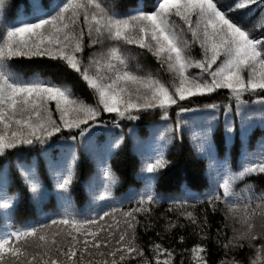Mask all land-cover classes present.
Segmentation results:
<instances>
[{"label": "snow or ice", "instance_id": "6c2138e0", "mask_svg": "<svg viewBox=\"0 0 264 264\" xmlns=\"http://www.w3.org/2000/svg\"><path fill=\"white\" fill-rule=\"evenodd\" d=\"M25 7V12L18 9L13 16L8 0H0V160L6 162L13 155L19 160L21 151L39 149L38 155L47 154L58 147L68 149V154L62 163L53 158L49 168L62 212L47 223L7 225V230L0 232V264H175V250L160 242L148 244L151 257L144 247L137 246V214L150 213L151 205L159 202L151 192L152 182L168 164L165 153L177 132L183 139L182 114L194 111L181 101L225 89L236 102L234 110L230 105L223 109L226 136L235 134L237 116L242 131L256 117L264 125V0H155L150 7L140 6L123 14L112 11L105 0H28ZM253 8L257 11L253 12ZM195 44H199L202 59L189 55ZM97 45L98 50L85 56L86 48L95 49ZM128 45L146 49L161 69L172 73L171 86L144 72L138 64L131 67ZM18 57L47 58L51 70L67 73L69 79L54 82L47 78L48 73L23 78L15 70L14 58ZM191 68L199 71L193 73ZM72 73L86 82L95 103H86L75 94ZM245 95L254 97L251 102L259 107H247L250 101L244 99ZM51 101L55 102L58 120L49 107ZM173 106L175 126L165 123L160 147L144 160L141 169L147 173L145 191L129 200H135L137 207L125 210L122 204L114 203L112 189L117 177L107 161L100 160L98 172L87 187L94 202L104 203L93 215L81 217L75 213L72 186L78 163L76 148L90 146L96 129L104 126L102 114L115 113L113 124L119 127L117 120H138L142 111L159 109L161 119L167 122ZM204 107L217 109L216 104ZM211 132L209 124L196 137L198 149L204 148ZM78 139L79 145L75 143ZM122 141V136L117 138L109 150L118 148ZM210 167L215 172L213 186L203 200L191 198L192 207L206 203L215 212L223 204L227 209L224 227H228L229 218L233 223H242V230L233 228L232 237L225 233L223 242L222 229H217L216 242L226 253L243 248L245 243L254 247L253 242L264 252V192L257 194L255 186L246 182L250 177L264 176V139L251 152L247 145H242L236 170L227 157L222 161L213 158ZM20 168L25 190L33 197L41 196L43 189L35 167L21 162ZM238 181L244 182L239 192L235 190ZM19 196L0 186V214L12 216ZM189 203L188 197L171 201V205L181 209L179 216L199 229L201 242L181 249V254L190 252L191 264H208V246L203 243L210 239L207 209L203 217H198L186 210ZM168 211H173V207ZM117 212L126 225L118 235L112 231V225L107 229L86 227L97 225L106 217L115 220ZM51 226L64 227L43 231ZM177 227L185 225L169 219L165 230ZM156 235L164 238L159 232ZM184 240L180 235L179 243ZM220 264L240 261L233 258Z\"/></svg>", "mask_w": 264, "mask_h": 264}, {"label": "trees", "instance_id": "16d2710c", "mask_svg": "<svg viewBox=\"0 0 264 264\" xmlns=\"http://www.w3.org/2000/svg\"><path fill=\"white\" fill-rule=\"evenodd\" d=\"M155 0H105L112 11L117 13H127L137 7L147 5L150 7ZM11 6L13 16L19 9L25 12L28 0H8ZM257 9L253 8V12ZM252 15L251 12L248 13ZM2 19V17H0ZM253 19H256L253 17ZM264 22V16L261 17ZM188 38L191 39L190 33ZM130 65L135 68L136 65L144 70V72L152 73L158 76L169 86L172 83V73L161 69L155 57L148 53L146 49H140L136 45H128ZM99 45L95 49L86 48L85 56L89 52L98 50ZM139 53V55L137 54ZM189 55L194 59H202L203 55L199 44L191 47ZM15 70L20 73L23 78H30L33 73H48L47 78L55 81H66L69 79L67 73L55 72L49 68L47 58H14ZM215 67V65L213 66ZM95 71V68L92 69ZM189 71L195 73L199 69L191 68ZM75 81L74 91L86 103H95V97L86 85V82L80 80L75 73L71 74ZM244 99L249 100L247 107L257 108V104L252 103L254 97L245 95ZM181 104L194 109L192 112L182 114L184 121L182 127L184 129L183 139H180V133L177 132V138L168 146L165 153V159L168 164L160 169L156 179L152 182L151 192L158 199V203L151 205V212L148 214H137L140 223L136 228L137 246L144 247L146 255L151 257L152 253L148 251L147 246L150 242H160L165 247L174 249L176 252L175 264H191L190 252L181 254V249H190L195 243L201 242L197 234L199 229L191 225L182 216H179L181 209L175 205H171L174 199L190 198V203L186 206V210L193 211L198 217L206 215L208 218V235L209 240L204 241L208 246V264H220L221 261L230 262L233 258L240 261V264H251L253 260L256 264H264V252L259 251V244L250 247L245 243L243 248H237L225 252V249L216 242L217 229H222L220 240L223 242L225 233L227 237H232L235 233L233 228L242 230V223L237 221L233 223L229 218L228 227L225 228V213L227 209L223 204H219L215 212L212 211L206 203H195L192 207L191 198L195 200H203L206 194L213 186L215 177L214 170L210 167L213 158L216 160L229 159L233 170L237 169L241 159L242 145H247L248 150L254 151L257 148L258 141L264 139V125L261 124L259 117L250 121V127L245 131L241 130L240 119L235 118V134L225 135V113L224 107L231 106L234 110L236 102L230 99L228 91L218 89L211 94L205 96L192 97L188 100L181 101ZM216 104L217 109H208L204 105ZM49 107L53 110L54 117L58 120L59 115L55 112V102H49ZM215 116L216 121L206 123L199 121L195 114ZM170 119L165 122L161 119L159 109L142 111L138 120L129 121L127 119L117 120L119 127L113 124L116 118L115 113H103L102 119L104 126L96 129V135L92 138L90 146L85 149L83 146L76 148L78 153V163L76 164V178L72 186L73 202L75 204L74 212L82 216L93 215L99 210L98 206L104 202L93 201L89 195L88 184L94 174L98 172V162L100 160L107 161L113 173L117 177V184L112 189L114 203L117 206L123 205L125 210L137 207L135 200L129 202L132 197H138L145 191L146 181L141 169L144 160L154 155L160 147L159 137L164 132L165 123L169 126H175L176 110L175 106L170 110ZM234 115V111L229 115V119ZM212 125V132L203 149H198L196 137L201 136L208 125ZM123 137V141L118 148L109 150V145L117 138ZM59 144H72V141H58ZM79 145V139L75 142ZM39 149L32 152L21 151L20 159L16 155L7 158V161L0 160V186L10 189L11 193H19V199L15 202L14 214L10 217H4L0 214V232L7 230V225L13 227H26L47 223L48 220L62 212V203L55 194L54 180L49 171L50 161L55 158L59 162L67 157L68 149L56 148L47 154L38 155ZM109 152L110 155H106ZM25 166L32 165L35 167L37 178L42 185V195L33 197L31 193L25 190V181L23 179L24 172L20 168V163ZM255 186L257 194L264 192V176L250 177L246 181ZM244 187V182H237L235 190L239 192ZM173 207V211L169 212V207ZM255 206V205H253ZM145 207H148L145 204ZM116 219L106 217L103 221H98L97 225L86 227L95 228L97 226L108 228L112 225V231L117 235L125 228L124 218L121 213L115 214ZM182 223L185 227L165 230L168 220ZM117 221L119 224L117 225ZM64 226H51V229L43 231H55L57 228ZM260 222L257 220V230L259 231ZM159 232L163 239L158 237ZM104 233H102L103 235ZM185 237L184 243H179V236ZM31 243V241H30Z\"/></svg>", "mask_w": 264, "mask_h": 264}, {"label": "rangeland", "instance_id": "374dc122", "mask_svg": "<svg viewBox=\"0 0 264 264\" xmlns=\"http://www.w3.org/2000/svg\"><path fill=\"white\" fill-rule=\"evenodd\" d=\"M172 75H173V74H172ZM245 75H246V73H245ZM258 107H259V105H257V108H258ZM195 117H196L199 121H201V122H206V123H212V124H213V123L216 121V118L213 119V116H211V115H206V114H204V113H203V115L195 114ZM106 155L108 156V155H110V153L107 152Z\"/></svg>", "mask_w": 264, "mask_h": 264}]
</instances>
